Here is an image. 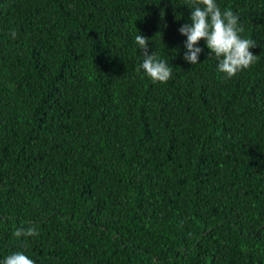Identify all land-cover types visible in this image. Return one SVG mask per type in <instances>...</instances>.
<instances>
[{"label":"trees","instance_id":"obj_1","mask_svg":"<svg viewBox=\"0 0 264 264\" xmlns=\"http://www.w3.org/2000/svg\"><path fill=\"white\" fill-rule=\"evenodd\" d=\"M215 2L257 42L231 78L182 58L193 0H0V264H264V0Z\"/></svg>","mask_w":264,"mask_h":264},{"label":"clouds","instance_id":"obj_2","mask_svg":"<svg viewBox=\"0 0 264 264\" xmlns=\"http://www.w3.org/2000/svg\"><path fill=\"white\" fill-rule=\"evenodd\" d=\"M178 31L187 38L184 42L185 53L182 58L190 64L198 63L203 49L196 45L203 39L210 53L218 60L217 71L225 74V78H231L238 71L249 68L258 60V56L249 51L257 46V42L241 38L240 33L244 29L238 26L237 15L230 9L221 11L215 0H193L190 23L183 24ZM11 35L15 39V31H12ZM148 42V37L139 34L135 36V43L143 55L137 71L142 69L153 82H167L171 79L172 68L168 66L167 61L157 59L153 52L149 54ZM13 234L16 237L36 236L38 232L30 226L18 227ZM3 264H35V262L22 252H15L8 255Z\"/></svg>","mask_w":264,"mask_h":264}]
</instances>
